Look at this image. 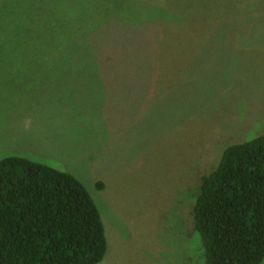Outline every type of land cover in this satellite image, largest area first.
I'll return each mask as SVG.
<instances>
[{"label": "rangeland", "instance_id": "obj_1", "mask_svg": "<svg viewBox=\"0 0 264 264\" xmlns=\"http://www.w3.org/2000/svg\"><path fill=\"white\" fill-rule=\"evenodd\" d=\"M258 134L264 0H0V159L82 181L106 232L98 264H206L202 177Z\"/></svg>", "mask_w": 264, "mask_h": 264}, {"label": "trees", "instance_id": "obj_2", "mask_svg": "<svg viewBox=\"0 0 264 264\" xmlns=\"http://www.w3.org/2000/svg\"><path fill=\"white\" fill-rule=\"evenodd\" d=\"M118 66L121 74L148 70ZM192 217L206 264L262 263L264 134L224 148L202 177ZM107 250L100 210L80 179L26 157L0 159V264H98Z\"/></svg>", "mask_w": 264, "mask_h": 264}]
</instances>
